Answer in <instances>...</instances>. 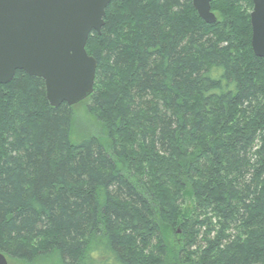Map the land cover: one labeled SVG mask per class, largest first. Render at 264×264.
Masks as SVG:
<instances>
[{"label": "trees", "instance_id": "16d2710c", "mask_svg": "<svg viewBox=\"0 0 264 264\" xmlns=\"http://www.w3.org/2000/svg\"><path fill=\"white\" fill-rule=\"evenodd\" d=\"M252 6L211 0L207 24L192 0H110L85 46L97 62L83 100L97 134L73 137V108L50 106L41 78L17 70L0 84L7 261L264 264Z\"/></svg>", "mask_w": 264, "mask_h": 264}, {"label": "water", "instance_id": "95a60500", "mask_svg": "<svg viewBox=\"0 0 264 264\" xmlns=\"http://www.w3.org/2000/svg\"><path fill=\"white\" fill-rule=\"evenodd\" d=\"M211 0H192L198 16L214 23ZM110 0H0V84L17 70L41 78L50 106L74 105L92 93L95 58L85 46L99 32ZM253 53L264 64V0H252ZM0 264H8L0 253Z\"/></svg>", "mask_w": 264, "mask_h": 264}, {"label": "rangeland", "instance_id": "374dc122", "mask_svg": "<svg viewBox=\"0 0 264 264\" xmlns=\"http://www.w3.org/2000/svg\"><path fill=\"white\" fill-rule=\"evenodd\" d=\"M215 14L219 16V12H215ZM250 17V15H249ZM90 101H81L74 105H71L74 113V124L72 128L73 137L81 138L90 134L99 133V127L96 124V121L93 119V114L89 111ZM193 205V201L191 199H187L183 202L182 208L183 210H190ZM174 238H172L173 240ZM171 241V239H170ZM153 243V242H152ZM9 264H19L15 261L8 260Z\"/></svg>", "mask_w": 264, "mask_h": 264}]
</instances>
